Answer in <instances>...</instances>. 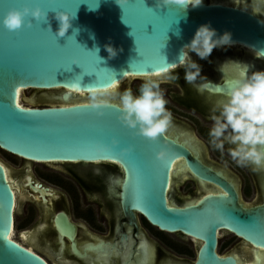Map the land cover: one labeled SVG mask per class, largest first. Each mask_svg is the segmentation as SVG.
Instances as JSON below:
<instances>
[{
    "label": "water",
    "instance_id": "1",
    "mask_svg": "<svg viewBox=\"0 0 264 264\" xmlns=\"http://www.w3.org/2000/svg\"><path fill=\"white\" fill-rule=\"evenodd\" d=\"M155 2L121 0L120 6L116 0H0V21L8 8L28 3L49 11L52 24L49 30L45 21L33 19L31 26L25 23L10 31L0 22V149L38 161L116 160L126 173L125 200L130 208L162 229L202 241L193 264H256L220 256L217 229L230 230L264 248V203L244 208L234 186L192 158L175 139L162 134L152 141L135 134L118 119L117 100L97 109L88 97L70 94L72 89L88 94L92 86L110 88L132 77L165 76V69L179 60L184 45L205 22H211L218 34L231 32L233 44L264 51V22L246 10L217 2L186 9L177 4L156 8ZM53 10L75 13L72 27L62 37L56 34ZM107 43L119 50L114 58H108ZM26 89L61 91L45 94L49 103L44 105L21 106L17 92ZM207 89L222 93L227 83L211 82ZM114 137L118 144H112ZM101 144L109 147L98 151ZM161 147L169 150L165 161L156 157ZM179 157L186 159L195 177L216 184L224 193L209 194L185 207L168 205L170 168ZM14 204L15 194L0 161V264H48L10 237Z\"/></svg>",
    "mask_w": 264,
    "mask_h": 264
},
{
    "label": "flooded vegetation",
    "instance_id": "2",
    "mask_svg": "<svg viewBox=\"0 0 264 264\" xmlns=\"http://www.w3.org/2000/svg\"><path fill=\"white\" fill-rule=\"evenodd\" d=\"M203 2L235 6L264 22V0ZM189 55L202 66L201 74L218 84L226 83L242 70L240 64L227 63L222 71L220 66L227 61L247 64L249 71L264 69V56L242 44L214 48L205 60L194 52ZM171 74H178L179 78L156 79L163 78L160 82L171 85L167 93L170 112L173 117L186 118V126L174 121L164 134L182 143L192 158H198L230 182L244 208L262 205L264 169L254 171L251 166H239L227 151L229 145L225 144L221 153L209 143L210 109L223 92L198 91L184 80L181 67ZM205 151L210 157L205 156ZM9 161L12 169L5 166L15 194L13 238L40 254L48 264L194 263L202 241L181 231L162 229L140 210L130 208L125 200L126 173L118 161H38L13 155ZM178 165L182 167L177 168ZM171 166L168 205L185 207L197 204L209 194L224 193L216 184L195 177L185 158L174 159ZM223 237L225 251L219 250ZM258 250L264 248L230 230L217 229L216 252L220 256L231 255L238 262L256 263Z\"/></svg>",
    "mask_w": 264,
    "mask_h": 264
},
{
    "label": "clouds",
    "instance_id": "3",
    "mask_svg": "<svg viewBox=\"0 0 264 264\" xmlns=\"http://www.w3.org/2000/svg\"><path fill=\"white\" fill-rule=\"evenodd\" d=\"M202 2L203 0H156L155 7L165 8L170 4H177L186 9L188 6L201 5ZM116 3L122 6L121 0H116ZM51 13L58 22L56 34L64 36L72 27L75 13L63 10H53ZM33 19L45 21L49 30H52L49 11L39 4L31 6L26 3L21 8L10 7L0 22L11 31L20 29L25 23L31 26ZM233 43L231 32L226 30L218 34L211 22L200 24L190 41L184 45L179 60L165 69L170 74L164 79H178V74L171 73L181 67L184 69V80L198 91H204L211 82L201 74L202 66L189 53L194 52L201 60H205L210 57L214 48L231 46ZM104 48L108 58H114L119 51L111 43L105 44ZM98 52L97 47L96 53ZM260 52L264 56V51ZM227 63L240 64L242 70L230 80L225 81V76L222 78L227 83V89L210 109L212 124L208 131L209 143L221 153L225 150V144L229 145L227 151L237 165L251 166L254 171L261 170L264 169V69L249 71L250 66L247 64L227 61L220 66L222 71ZM114 97L120 109L118 119L123 125L134 129L135 134L155 141L172 123V114L166 108L167 100L160 82L150 75L142 78L137 93L130 88L119 93L108 87L92 86L88 89V103L97 109L109 105ZM118 143L114 137L112 144ZM107 147L109 146L101 144L97 150L103 151ZM130 150L131 147L123 149L125 152ZM168 156L169 150L166 147H161L156 152V157L161 161H165Z\"/></svg>",
    "mask_w": 264,
    "mask_h": 264
},
{
    "label": "rangeland",
    "instance_id": "4",
    "mask_svg": "<svg viewBox=\"0 0 264 264\" xmlns=\"http://www.w3.org/2000/svg\"><path fill=\"white\" fill-rule=\"evenodd\" d=\"M142 78H129L124 80L123 82H121L117 88L114 90V92L119 93L125 89H132V91L134 93L138 92V88L140 83L142 82ZM159 80V82L161 80H163V78L161 79H157ZM160 88L164 93V97L167 100V104H166V108L168 111H170L171 106H170V102L169 99L167 97V93L171 88V85L168 83H164V82H160ZM61 91V89H52V90H37V89H26L22 91L21 94V101L23 104L25 105H44L46 103H49V101L46 99L45 94L47 95H56ZM31 100V101H29ZM113 100H117L115 97L113 98ZM177 121H176V120ZM177 122L179 124H183L186 126V118L183 117H179V116H175L173 117L172 115V123ZM185 122V123H183ZM205 156L208 158L210 157V155L207 153V151H205ZM11 157V154H8L7 152L3 151L0 149V161L4 164V165H8L11 169H12V164L9 161V158ZM14 170V168H13ZM226 243H225V238L223 237L220 241L219 244V250L225 251L226 250Z\"/></svg>",
    "mask_w": 264,
    "mask_h": 264
},
{
    "label": "bare ground",
    "instance_id": "5",
    "mask_svg": "<svg viewBox=\"0 0 264 264\" xmlns=\"http://www.w3.org/2000/svg\"><path fill=\"white\" fill-rule=\"evenodd\" d=\"M154 78V77H153ZM155 79V78H154ZM120 83L119 82H116V83H114L113 85H112V87H110V88H112L113 90H115L116 88H117V86L119 85ZM113 86H115V87H113ZM22 91L23 90H18V92H17V98H16V101H17V103L19 104V105H21V106H23L22 104V101H21V94H22ZM78 92V93H77ZM70 94L71 95H73L74 97H76V98H83V97H88V94H86V93H84V92H82V91H76V90H70ZM194 148V147H193ZM194 150H195V148H194ZM173 166V165H172ZM171 166V167H172ZM3 167H4V169H5V172H6V175H7V179L9 180V176H8V169H7V167L3 164ZM182 167V165H178V167L177 168H181ZM175 171H176V169H175ZM174 171V172H175ZM10 237L12 238V239H14L13 238V231H11V233H10ZM258 251H260L259 253H257V255H256V263L257 264H264V251H261V250H258ZM257 251V252H258Z\"/></svg>",
    "mask_w": 264,
    "mask_h": 264
},
{
    "label": "snow or ice",
    "instance_id": "6",
    "mask_svg": "<svg viewBox=\"0 0 264 264\" xmlns=\"http://www.w3.org/2000/svg\"><path fill=\"white\" fill-rule=\"evenodd\" d=\"M113 87H115V86H113ZM170 163H171V161H170Z\"/></svg>",
    "mask_w": 264,
    "mask_h": 264
}]
</instances>
